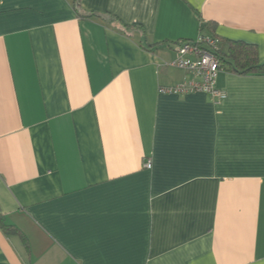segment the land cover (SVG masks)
I'll list each match as a JSON object with an SVG mask.
<instances>
[{
    "label": "crops",
    "instance_id": "1",
    "mask_svg": "<svg viewBox=\"0 0 264 264\" xmlns=\"http://www.w3.org/2000/svg\"><path fill=\"white\" fill-rule=\"evenodd\" d=\"M78 1L0 0V264H264V74L159 93L200 33L264 64V0Z\"/></svg>",
    "mask_w": 264,
    "mask_h": 264
},
{
    "label": "built area",
    "instance_id": "2",
    "mask_svg": "<svg viewBox=\"0 0 264 264\" xmlns=\"http://www.w3.org/2000/svg\"><path fill=\"white\" fill-rule=\"evenodd\" d=\"M221 41L217 37L202 33L195 40H182L176 44L175 59L171 66L187 71L193 78L173 87H161L159 93L172 95H187L205 93L216 101L226 99L225 91L216 87V81L222 70L218 56ZM151 161L145 164L146 169H152Z\"/></svg>",
    "mask_w": 264,
    "mask_h": 264
},
{
    "label": "trees",
    "instance_id": "3",
    "mask_svg": "<svg viewBox=\"0 0 264 264\" xmlns=\"http://www.w3.org/2000/svg\"><path fill=\"white\" fill-rule=\"evenodd\" d=\"M76 11L82 15L78 0H74ZM88 17L96 16L94 14ZM222 65H227L229 70L240 75L247 74H264V64H260L258 59L257 48L243 42H231L229 50L225 53L222 48L218 54ZM0 229L7 236H17L20 238L24 249L29 254V245L24 235L15 227L7 225L5 217L0 213Z\"/></svg>",
    "mask_w": 264,
    "mask_h": 264
}]
</instances>
